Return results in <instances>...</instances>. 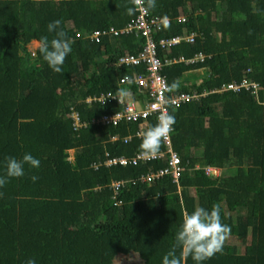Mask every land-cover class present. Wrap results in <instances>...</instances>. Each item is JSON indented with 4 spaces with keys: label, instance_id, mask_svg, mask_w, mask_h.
<instances>
[{
    "label": "trees",
    "instance_id": "obj_1",
    "mask_svg": "<svg viewBox=\"0 0 264 264\" xmlns=\"http://www.w3.org/2000/svg\"><path fill=\"white\" fill-rule=\"evenodd\" d=\"M129 6L130 0H0V176L7 157L30 153L40 160L39 168L25 164L23 177L0 188V264H126L117 261L120 255H137L135 264H162L183 213L214 204L245 250L227 240L223 253L203 264H264V0H156L151 14L171 18L156 39L198 34L194 43L183 41L160 55L206 56L166 65L169 85L178 81L179 90L202 92L249 78L262 89L258 95L211 92L171 107L172 145L185 171L179 182L165 176L151 184L139 177L165 167V159L95 168L108 157L135 156L142 138L136 135L140 122L91 123L120 105L87 102L116 91L124 74L144 71L120 69L116 61L140 50L145 39L77 36L125 26L137 14L127 15ZM181 14L185 22L178 20ZM55 20L74 41L60 73L43 59L40 46L30 48L42 37L53 38L47 25ZM202 69L201 79L188 76ZM72 109L86 127L75 130ZM206 165L219 167L220 176L207 175ZM118 180L127 182L115 194ZM187 264L196 262L189 257Z\"/></svg>",
    "mask_w": 264,
    "mask_h": 264
},
{
    "label": "built area",
    "instance_id": "obj_2",
    "mask_svg": "<svg viewBox=\"0 0 264 264\" xmlns=\"http://www.w3.org/2000/svg\"><path fill=\"white\" fill-rule=\"evenodd\" d=\"M167 20V24L170 23V17H161L147 13L137 12L136 16L132 18L125 26L117 28L111 26L102 30H94L92 32H77V36L83 38H90L91 40L99 41L102 36H120L133 34L136 37H144L145 42L140 50L136 53H124L117 58L116 66L120 69L130 67H144V71H134L131 74L126 73L120 77L118 81V88H125L130 91V97L124 104H120L117 98L110 97V95L116 94V91L102 92L99 96H90L87 98V102H100L101 104H108L114 102L121 106L120 109H116L113 112L103 114L99 117H94L91 123L95 125H114L117 126L123 122H140V128L137 131V136L142 138L143 132L150 128L152 120L158 123V116L161 111L167 110L171 107L178 108L185 103L198 100L199 98L206 96L211 92H228L233 91L236 93L242 90L250 91L253 94L258 95L262 86L259 82L249 78H244L242 81H231L224 83L221 87L215 88L211 91L204 90L199 92L198 90L184 91L176 90L174 92H168L166 89L170 86L167 77L163 73L164 67L175 62H185L186 64H193L198 61H203L205 55L203 53H197L194 57L186 59L183 56L179 58H170L168 54L164 57L160 55L161 51L169 53L171 48L183 41L188 43H194L197 37L196 32H192L186 35H177L171 38L156 39L157 32L161 29V26ZM187 19L185 14L178 16V20L185 22ZM131 81V83H129ZM137 89V92L135 90ZM70 117L73 120V126L75 130H79L87 126V122L81 119L78 111L72 109ZM113 139H117L116 136ZM132 139V136L125 138V142ZM166 148L161 150L155 157H146L142 152H138L133 157L127 156H114L108 157L104 162L95 164V168H98L101 164L107 166H128L138 165L140 163H147L152 160L165 159L167 161L166 166L155 171H149L146 174H142L139 180L144 183H154L161 180L165 176H170L174 182H179V179L185 171V166L182 164V160L177 151L174 150L172 145L171 134L165 143ZM196 168H200L197 165ZM206 174L209 176H220L221 169L213 165H206L203 167ZM127 181L118 180L113 181L112 188L115 190V194L118 193L121 187H124Z\"/></svg>",
    "mask_w": 264,
    "mask_h": 264
},
{
    "label": "clouds",
    "instance_id": "obj_3",
    "mask_svg": "<svg viewBox=\"0 0 264 264\" xmlns=\"http://www.w3.org/2000/svg\"><path fill=\"white\" fill-rule=\"evenodd\" d=\"M130 4L131 6L127 7L126 12L127 15L133 16L137 12L147 13L154 10L156 0H130ZM165 25H167L166 19ZM47 29L49 33L55 35L51 40L47 36L41 38L40 52L49 67L54 72L60 73L67 56L72 51L74 41L61 28L60 20L50 22ZM179 87V82L174 81L166 91L174 92ZM110 97L117 98L120 104H124L130 97V91L125 88H118L116 94L110 95ZM174 124L175 116L173 114L167 110L160 112L158 123L143 132L139 147L144 156L155 157L160 153L161 148L173 131ZM6 159V175L0 176V188L9 182V178L23 177L25 164L32 168L40 167V160L30 153L24 154L20 160L15 157H7ZM31 180L35 182L38 177L33 175ZM2 196L3 193L0 192V197ZM230 234L231 227L222 221L220 204H214L211 210L197 207L191 213L185 211L182 225L176 233L175 243L163 256L162 264H187L189 257L196 264H203L204 261L211 259L217 253H223ZM27 264H36V262L34 259H30Z\"/></svg>",
    "mask_w": 264,
    "mask_h": 264
},
{
    "label": "rangeland",
    "instance_id": "obj_4",
    "mask_svg": "<svg viewBox=\"0 0 264 264\" xmlns=\"http://www.w3.org/2000/svg\"><path fill=\"white\" fill-rule=\"evenodd\" d=\"M39 46H40L39 41L38 42L34 41L30 44V48L33 51H35L37 48H39ZM205 74H206V71L202 69L199 72H191L188 74V76L192 80H199V79H201V77H204ZM70 153H71V158H73L74 150H71ZM228 240H229V242L238 244L242 251L245 250V244L242 242L241 239L236 238V237H230ZM117 261L122 262V263H126V264H135V263L139 262V258L137 255H120L117 258Z\"/></svg>",
    "mask_w": 264,
    "mask_h": 264
},
{
    "label": "water",
    "instance_id": "obj_5",
    "mask_svg": "<svg viewBox=\"0 0 264 264\" xmlns=\"http://www.w3.org/2000/svg\"><path fill=\"white\" fill-rule=\"evenodd\" d=\"M36 42H38V41H36ZM40 43V42H39Z\"/></svg>",
    "mask_w": 264,
    "mask_h": 264
}]
</instances>
